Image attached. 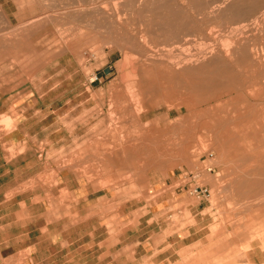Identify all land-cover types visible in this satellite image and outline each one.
I'll list each match as a JSON object with an SVG mask.
<instances>
[{
	"label": "rangeland",
	"instance_id": "374dc122",
	"mask_svg": "<svg viewBox=\"0 0 264 264\" xmlns=\"http://www.w3.org/2000/svg\"><path fill=\"white\" fill-rule=\"evenodd\" d=\"M227 1L47 0L46 13L15 26L0 14V155L2 140L21 141L28 134L31 141L37 136L45 164L41 174L0 193V201H32L35 194L49 198L45 191L69 169L98 178L102 188L128 194L140 204L147 201L148 207L134 214L129 207L108 209L114 214L123 210V220L153 218L166 228L163 237L180 232L181 222L198 229L188 239L195 240L189 250L156 251L143 259L139 255L136 263L264 264V0ZM239 45L263 58L261 68L236 66L228 54ZM177 64L188 67L187 73ZM212 65H221L219 72ZM34 112L35 118L17 134L18 113ZM12 146L4 144L10 157L23 149ZM195 184L207 186L210 196L190 194ZM16 209L18 204L0 214ZM114 214L117 222L121 216ZM148 229L160 228L152 224ZM3 252L10 254L3 264L32 263L30 251Z\"/></svg>",
	"mask_w": 264,
	"mask_h": 264
},
{
	"label": "crops",
	"instance_id": "0c3cea01",
	"mask_svg": "<svg viewBox=\"0 0 264 264\" xmlns=\"http://www.w3.org/2000/svg\"><path fill=\"white\" fill-rule=\"evenodd\" d=\"M48 6L47 0H0V14L9 25L15 26L40 17L47 12ZM73 101L68 100L67 104ZM11 102L13 105L14 100ZM18 114L22 116L17 134L22 133L27 121L35 118L36 112L34 116ZM34 137L31 141L32 137L25 134L21 141L10 138L1 141L0 193L5 195L42 173L45 164L36 148L37 136ZM31 142L32 147L29 146ZM4 144L15 148L22 146L23 149L10 157ZM57 177L56 184L45 191L49 192V198L35 194L32 201H0V213L9 211L16 204L19 206L11 213L0 214L1 263L10 255L3 251H30L31 264H35V259H39L37 264H142L136 263L139 255L143 259L154 256L156 251H160L157 255L165 251H187L195 243V240H188L198 230L193 224L185 226L181 222L180 232L163 237L166 228L152 221L153 218L142 222L129 216L123 220V210L117 214L108 210L113 206L129 207L133 208L129 213L134 214L139 207H148L147 201L145 204L141 201V205L137 198L114 193L110 187L102 188L98 178L90 179L73 170H62ZM180 190L182 195L183 189ZM113 214L115 218L120 215V220H113ZM152 224L160 229L149 230ZM261 263H264V257Z\"/></svg>",
	"mask_w": 264,
	"mask_h": 264
},
{
	"label": "bare ground",
	"instance_id": "6f19581e",
	"mask_svg": "<svg viewBox=\"0 0 264 264\" xmlns=\"http://www.w3.org/2000/svg\"><path fill=\"white\" fill-rule=\"evenodd\" d=\"M160 1H161V0H159V3H160ZM164 1H165V0H164ZM173 1H174V0H173ZM179 1H180V0H179ZM189 1H190V0H189ZM194 1H195V0H194ZM205 1H206V0H205ZM218 1H220V0H218ZM222 1H223V0H222ZM228 1H229V0H228ZM228 1H227V2H228ZM235 1H236V0H235ZM235 1H234V2H235ZM244 1H245V0H244ZM247 1H249V0H247ZM251 1H252V0H251ZM255 1H256V0H255ZM262 1H263V0H262ZM106 2H107V1H106ZM181 2H182V1H181ZM192 2H193V1H192ZM198 2H199V1H198ZM227 2H225V3H227ZM229 2H230V1H229ZM253 2H254V1H253ZM161 3H163V1H162ZM167 3H168V2H167ZM182 3H183V2H182ZM206 3H208V2H206ZM206 3H205V4H206ZM215 3H216V2H215ZM215 3H214V5H215ZM221 3H222V2H221ZM236 3H237V2H236ZM239 3H242V2H239ZM239 3H238V4H239ZM246 3H249V2H246ZM183 4H184V3H183ZM211 4H212V3H211ZM211 4H210V6H211ZM219 4H220V3H219ZM238 4H237V5H238ZM244 4H245V3H244ZM249 4H250V3H249ZM158 5H159V4H158ZM158 5H157V6H158ZM160 5H161V4H160ZM193 5H196V4L194 3ZM207 5H209V4H207ZM224 5H226V4H223V5L220 4V6H224ZM230 5H231V4H230ZM240 5H241V4H240ZM250 5H251V4H250ZM260 5H261V4H260ZM260 5H259V6H260ZM263 5H264V4L262 3L261 6H263ZM198 6H199V5H198ZM233 6H235V5L233 4ZM243 6H244V5H243ZM245 6H246V5H245ZM248 6H249V5H248ZM254 6H255V5H254ZM150 7H151V6H150ZM158 7H160V6H158ZM162 7H163V5H162ZM170 7H171V6L169 5V8H170ZM173 7H174V6H173ZM190 7H191V6H190ZM202 7H203V6H202ZM216 7H217V5H216ZM224 7H226V6H224ZM227 7H228V5H227ZM230 7H231V6H230ZM240 7H242V6H240ZM250 7H251V6H250ZM256 7H257V5L255 6V8H256ZM184 8H185V7H184ZM193 8H194V6H193ZM193 8H191V9H193ZM213 8H215V7H213ZM236 8H237V6H236ZM238 8H239V7H238ZM244 8H245V7H244ZM263 8H264V7H263ZM263 8H262V10H263ZM158 9H159V8H158ZM158 9H157V10H158ZM160 9H161V8H160ZM191 9H190V10H191ZM211 9H212V8H211ZM217 9H218V8H217ZM226 9H228V8H226ZM169 10H170V9H169ZM190 10H189V11H190ZM198 10H200V9H198ZM238 10H239V9H237L236 12H238ZM246 10H247V9H246ZM250 10H251V9H250ZM250 10H249V11H250ZM260 10H261V9H260ZM260 10H259V11H260ZM172 11H174V10H172ZM212 11H213V10H212ZM214 11H217V10L214 9ZM214 11H213V12H214ZM218 11H219V10H218ZM231 11H232V9H231ZM231 11H230V12H231ZM175 12H176V10H175ZM192 12H193V11H192ZM228 12H229V11H228ZM232 12H233V11H232ZM232 12H231V13H232ZM246 12H247V11H246ZM108 13H109V12H108ZM171 13H172V12H171ZM173 13H174V12H173ZM203 13H204V12H203ZM249 13H251V12H249ZM249 13H247V17L251 15V14L248 15ZM260 13H261V12H260ZM169 14H170V13H169ZM222 14H223V13H222ZM224 14H225V13H224ZM226 14H227V13H226ZM228 14H229V13H228ZM234 14H235V13H234ZM245 14H246V13H245ZM160 15H161V13H160ZM200 15L203 16V15H205V14H201V13H200ZM200 15H198V16H200ZM229 15H230V14H229ZM232 15H233V14H232ZM254 15H256V14H254ZM163 16H166V15H163ZM225 16H226V15H225ZM244 16H246V15H244ZM259 16H260V15H259ZM261 16H262V15H261ZM161 17H162V15H161ZM170 17H171V16H170ZM172 17H173V16H172ZM190 17H191V16H190ZM190 17H189V18H190ZM200 17H201V16H200ZM255 17H257V15H256ZM166 18H168V16H166ZM174 18H176V16H174ZM177 18H178V17H177ZM189 18H187V19L189 20ZM203 18L205 19V17H203ZM214 18L216 19V17H214ZM227 18H228V17H227ZM161 19H162V18H161ZM163 19H164V17H163ZM172 19H173V18H172ZM236 19H237V17H236ZM257 19L259 20V17H258ZM103 20H104V19H103ZM154 20H155V19H154ZM156 20H157V19H156ZM174 20H175V19H174ZM199 20H200V19H199ZM211 20H212V19H211ZM239 20H241V18H240ZM253 20H254V18H253ZM253 20H252V21H253ZM255 20H256V19H255ZM261 20H262V18L260 19V21H261ZM175 21H176V20H175ZM204 21H205V20H204ZM234 21H235V20H234ZM120 22H121V21H120ZM238 22H239V21H238ZM257 22H258V21H257ZM157 23H159V22H157ZM239 23H241V22H239ZM258 23H259V22H258ZM182 24H183V23H182ZM202 24H203V23H202ZM246 24H248V23H246ZM228 25H229V24H228ZM252 25H253V24H252ZM159 26H160V25H159ZM180 26H181V25H180ZM208 26H209V25H208ZM210 26H211V28H212V24H211ZM213 26H214V25H213ZM220 26H221V25H220ZM231 26H232V25H231ZM235 26H236V25H235ZM166 27H167V26H166ZM185 27H187V26H185ZM168 28H169V27H168ZM189 28H190V27H189ZM202 28H203V27H202ZM240 28H241V27H240ZM259 28H260V27H259ZM259 28H258V29H259ZM179 29H180V27H179ZM203 29H204V28H203ZM206 29H207V27H206ZM212 29H214V28H212ZM215 29H216V26H215ZM217 29H218V28H217ZM231 29H232V28H231ZM231 29H230V30H231ZM235 29H236V28H235ZM262 29H263V28H262ZM262 29L260 28V30H262ZM162 30H163V29H162ZM179 31H180V30H179ZM186 31H187V30H186ZM188 31H189V30H188ZM209 31L211 32V30H209ZM243 31H245V30H243ZM258 31H259V30H258ZM263 31H264V29H263ZM263 31H262V32H263ZM142 32H143V31H142ZM156 32H157V31H156ZM161 32H162V31H161ZM164 32H165V30H164ZM164 32H162V33H164ZM169 32L171 33L170 30L168 31V33H169ZM210 32H209V33H210ZM217 32H218V31H217ZM217 32H216V33H217ZM219 32H220V31H219ZM222 32H223V31H222ZM157 33H158V32H157ZM166 33H167V32H166ZM168 33H167V34H168ZM191 33H192V31H191ZM207 33H208V32H207ZM223 33H225V32H223ZM237 33H238V32H237ZM239 33H240V32H239ZM134 34H136V33H134ZM152 34H153V33H152ZM159 34H160V33H159ZM164 34H165V33H164ZM177 34H178V33H177ZM177 34H176V35H177ZM186 34H187V33H186ZM186 34H185V35H186ZM195 34H196V33H195ZM217 34H218V33H217ZM220 34H221V33H220ZM165 35H166V34H165ZM170 35H171V34H170ZM214 35H215V34H214ZM222 35H223V34H222ZM236 35H237V34H236ZM238 35H239V34H238ZM241 35H243V34H241ZM136 36H137V35H136ZM156 36H157V35H156ZM167 36H168V35H167ZM212 36H213V35H212ZM217 36H218V35H217ZM219 36H220V35H219ZM224 36H225V34H224ZM243 36H244V35H243ZM143 37H144V36H143ZM149 37H150V36H149ZM220 37H221V36H220ZM222 37H223V36H222ZM227 37H228V36H227ZM229 37H230V36H229ZM236 37H237V36H236ZM144 38H145V37H144ZM169 38H170V37H169ZM214 38H216V37L214 36ZM240 38H241V37H240ZM164 39H166V38H164ZM185 39H186V38H185ZM236 39H237V38H236ZM254 39H256V36H255ZM141 40H142V39H141ZM145 40H146V39H145ZM147 40H148V39H147ZM151 40H152V39H151ZM186 40H187V39H186ZM219 40H220V38H219ZM222 40H223V39H222ZM238 40H239V39H238ZM246 40H247V39H246ZM152 41H153V40H152ZM190 41H191V40H190ZM220 41H221V40H220ZM227 41H228V40H227ZM244 41H245V40H244ZM140 42H141V41H140ZM167 42H168V41H167ZM178 42H179V41H178ZM192 42H193V41H192ZM202 42H203V41H202ZM222 42H223V41H222ZM240 42H241V41H240ZM262 42H263V41H262ZM163 43H164V42H163ZM163 43H162V44H163ZM180 43H181V42H180ZM203 43H204V42H203ZM242 43H243V42H242ZM244 43H246V42H244ZM250 43H251V42H250ZM137 44H138V43H137ZM141 44H142V43H141ZM178 44H179V43H178ZM178 44H177V45H178ZM225 44H226V43H225ZM239 44H240V43H239ZM192 45H193V44H192ZM221 45H222V44H221ZM229 45L231 46L232 44H229ZM241 45H242V44H241ZM248 45H253V44H249V42H248ZM248 45H243L242 48H241V46L239 45V46H240L239 49H233L232 51H231V48L228 46L230 49H229V50L227 49L228 51H226V52L229 53V51H231V53H229L228 55H230V56L232 55V56L235 57V58H234V57H233V58H234V60H235V62H236V66H237L238 68H240V69H243V68H250L249 70L252 71V69L261 68V66L263 65V61H261V60L264 58V56H263V58L259 57L260 55H259L258 53H257V54L254 53L253 49H251ZM254 45H255V44H254ZM261 45H263V44H261ZM124 46H125V45H124ZM147 46H148V45H147ZM168 46H169V45H168ZM178 46H179V45H178ZM199 46H200V45H199ZM232 46H233V45H232ZM237 46H238V45H237ZM237 46H236V47H237ZM126 47H127V46H126ZM163 47H164V46H163ZM166 47H167V46H166ZM172 47H173V46H172ZM183 47H184V46L182 45L181 48H183ZM185 47H186V46H185ZM205 47H206V46H205ZM236 47H234V48H236ZM257 47H258V46H257ZM259 47H260V46H259ZM259 47H258V48H259ZM261 47L264 49L263 46H261ZM261 47H260V48H261ZM132 48H133V47H132ZM135 48H136V47H135ZM167 48H168V47H167ZM176 48H177V47H175V50H176ZM186 48H187V47H186ZM186 48H185V49H186ZM226 48H227V47H226ZM237 48H238V47H237ZM252 48H254V47H252ZM260 48H259V50H260ZM172 49H173V48H172ZM183 49H184V48H183ZM199 49H200V48H199ZM205 49H206V48H205ZM205 49H204V50H205ZM210 49H211V48H210ZM219 49H220V48H219ZM157 50H158V49H157ZM206 50H207V49H206ZM257 50H258V49H257ZM257 50H256V52H257ZM261 50H262V49H261ZM261 50H260V51H261ZM180 51H181V49H180ZM188 51H190V50H188ZM202 51H203V50H202ZM126 52H127V51H126ZM166 52H169V51H166ZM170 52H171V51H170ZM183 52H184V50H183ZM199 52H200V51H199ZM212 52H213V51H212ZM261 52H262V51H261ZM149 53H150V52H149ZM172 53H174V52H172ZM177 53H178V51H177ZM179 53L181 54L182 51L179 52ZM200 53H201V52H200ZM203 53H204V52H203ZM262 53H264V52H262ZM131 54H132V53H131ZM131 54H130V55H131ZM133 54H136V53H133ZM139 54H140V53L138 52L137 55H139ZM159 54H161V53L159 52ZM174 54H175V53H174ZM186 54H187V55L189 56V58H190L191 55L189 54V52H188V53L186 52ZM197 54H198V53H197ZM206 54H207V52H206ZM213 54H214V53H213ZM213 54L211 53V55H213ZM215 54H216V53H215ZM149 55H150V54H149ZM149 55H147V56H149ZM156 55H157V54H156ZM169 55L171 56L172 54H169ZM169 55H167L168 58H169ZM195 55H196V54H195ZM198 55H199V54H198ZM208 55H209V54H208ZM208 55H207V56H208ZM143 56H144V55H143ZM152 56H153V55H152ZM175 56H176V54H175ZM175 56H174V57H175ZM192 56H193V55H192ZM216 56H217V55H216ZM128 57H129V56H128ZM149 57H150V56H149ZM149 57H146V58H149ZM159 57H160V56H159ZM159 57H158V58H159ZM171 57H172V56H171ZM176 57H177V56H176ZM180 57H182V56L180 55ZM184 57H185V55L183 56V58H184ZM204 57H205V56H204ZM210 57L212 58V56H210ZM134 58H135V55H134ZM153 58H154V56H153ZM162 58H163V57H162ZM164 58H166V57H164ZM183 58H180L181 60H179V61L184 60ZM199 58H200V57H199ZM206 58H207V57H206ZM208 58H209V57H208ZM132 59H133V58H132ZM135 59H136V58H135ZM155 59H156V58H155ZM169 59H172V58H169ZM174 59H175V58H174ZM178 59H179V58H178ZM178 59H177V60H178ZM185 59H187V57H185ZM201 59H202V58H201ZM217 59H218V58H217ZM158 60H160V59H158ZM164 60H165V59H164ZM172 60H173V59H172ZM211 60H212V59H211ZM218 60H219V59H218ZM133 61H134V60H133ZM160 61H161V60H160ZM160 61H159V62H160ZM203 61H204V59H203ZM221 61L224 62L223 60H221ZM137 62H138V61H137ZM137 62H136V63H137ZM164 62H165V61H164ZM184 62H185V60H184ZM184 62H183V63H184ZM186 62H187V61H186ZM204 62H205V61H204ZM225 62H226V61H225ZM154 63H155V62H154ZM154 63H153V64H154ZM162 63H163V62H162ZM173 63H174V62H173ZM176 63H177V62H176ZM188 63H191V64H192V62H188ZM194 63H196V62H194ZM194 63H193V64H194ZM205 63H206V62H205ZM214 63H216L215 60H214ZM217 63H218V62H217ZM160 64H161V63H160ZM203 64H204V63H203ZM203 64H202V65H203ZM208 64H209V63H208ZM211 64H212V63H211ZM211 64H210V65H211ZM155 65H157V62L155 63ZM165 65H166V64H165ZM174 65L176 66V64H174ZM177 65H178L179 67L181 66V64H180V65L177 64ZM194 65H195V64H194ZM194 65H192V66H194ZM196 65H197V64H196ZM196 65H195V69H197V68H196ZM210 65H208V66H210ZM215 65H216V64H215ZM215 65H212V66L214 67ZM228 65H229V64H228ZM232 65H233V64H232ZM157 66H158V65H157ZM157 66H156V67H157ZM163 66H164V63H163ZM163 66L160 67V65H159V68H163ZM185 66H189V64H186V63H185ZM185 66L183 67V65H182L181 67H183L184 70H185V73H187V72H186V69H187L188 67L185 69ZM217 66H218V65H217ZM217 66H215V67H217ZM219 66H221V65H219ZM219 66L217 67V69H218L217 72H219V70L221 69V68H219ZM225 66H227V63H226ZM225 66L223 65L222 67H225ZM234 66H235V65H234ZM181 67H180V68H181ZM189 67H190V66H189ZM200 67H201V66H200ZM202 67H205V66H202ZM202 67L199 68V70L202 69ZM215 67H214V69H215ZM230 67H232V66H230ZM134 68H135V67H134ZM165 68H166V66H165ZM173 68H174V67H173ZM173 68H172V69H173ZM205 68H206V67H205ZM205 68H204V70H205ZM209 68H210V67H209ZM227 68H228V67H227ZM166 69H167V68H166ZM181 69H182V68H181ZM181 69H180L179 71H183V70H181ZM214 69H213V71H214ZM230 69H231V68H230ZM235 69H237V68L235 67ZM134 70H135V69H134ZM156 70H157V69H156ZM156 70H155V71H156ZM158 70H159V69H158ZM191 70H192V69H191ZM191 70H190V71H191ZM231 70H232V69H231ZM231 70H230V72H231ZM233 70H234V69H233ZM159 71H160V70H159ZM192 71H195V70H192ZM205 71H206V70H205ZM135 72H136V71H135ZM160 72H161V71H160ZM172 72H174V71L172 70ZM202 72H203V71H202ZM210 72H211V70H210ZM228 72H229V69H228ZM235 72H236V71H235ZM156 73H157V72H156ZM164 73H165V72H164ZM166 73H167V72H166ZM176 73H177V72H176ZM208 73H209V72H208ZM208 73H206V75H207L208 77L205 76L207 79H208L209 76H210ZM214 73H215V75H216V71H214ZM220 73H221V72H220ZM224 73H225V71H224ZM260 73H261V72H260ZM133 74H134V72H133ZM136 74H137V73H136ZM222 74H223V73H222ZM138 75H139V74H138ZM193 75H194V74H193ZM215 75H214V76H215ZM217 75H218V77H222V76H220L218 73H217ZM217 75H216V76H217ZM224 75H225V74H224ZM230 75H231V74H230ZM239 75H241V74H239ZM177 76H178V75H177ZM180 76H181V75H180ZM228 76H229V75H228ZM241 76H242V75H241ZM173 77H174V76H173ZM193 77H194V76H193ZM223 77H224V76H223ZM239 77H240V76H239ZM148 78H149V77H148ZM161 78H162V77H161ZM164 78H165V77H164ZM175 78H176V77H175ZM178 78H180V77H178ZM184 78H185V77H184ZM186 78H188V77H186ZM212 78H213V75H212ZM216 78H217V77H216ZM216 78H215V79H216ZM226 78H228L227 75H226ZM235 78L237 79V77H235ZM180 79H181V78H180ZM192 79H193V78H192ZM217 79L220 80V78H217ZM224 79H225V78H224ZM231 79H232V78H231ZM233 79H234V78H233ZM133 80H134V79H133ZM137 80H138V79H137ZM142 80H143V79H142ZM168 80H169V79H168ZM190 80H191V79H190ZM196 80H197V79H196ZM198 80H199V79H198ZM209 80H210V79H209ZM213 80H214V79H213ZM225 80H227V79H225ZM250 80H251V77H250ZM201 81H203V79H202ZM210 81H212V80H210ZM227 81H228V80H227ZM238 81H239V80H238ZM242 81H243V80H242ZM252 81H253V80H252ZM176 82H177V81H176ZM178 82H180V81L178 80ZM188 82H189V81H188ZM203 82H204V81H203ZM203 82H201V84H202ZM213 82H214V81H213ZM220 82H222V81H220ZM231 82H232V81H231ZM253 82H254V81H253ZM164 83H165V82H164ZM182 83H183V82H182ZM226 83H227V82H226ZM228 83H229V81H228ZM239 83L241 84V81H239ZM133 84H134V83L132 82L131 85H133ZM136 84H137V82H136ZM143 84H144V83H143ZM190 84H191V83H190ZM205 84H206V83H205ZM223 84H225V83H224V80H223L222 85H223ZM137 85H138V84H137ZM137 85H136V87H137ZM163 85H165V84H163ZM220 85H221V84H220ZM222 85H221V87H223ZM237 85H238V84H237ZM243 85H244V84H243ZM178 86H179V85H178ZM206 86H207V85H206ZM241 86H242V85H241ZM259 86H260V85H259ZM160 87H161V86H160ZM162 87H163V86H162ZM210 87H211V86H210ZM213 87H214V86H213ZM238 87H240V86H238ZM256 87H257V86H256ZM132 88H133V87H132ZM182 88H183V87H182ZM240 88H241V87H240ZM133 89H134V88H133ZM159 89H160V88H159ZM250 89H251V88H250ZM134 90H135V89H134ZM182 90H183V89H182ZM185 90H186V88H185ZM221 90H222V89H221ZM248 90H249V89H248ZM135 91H136V90H135ZM215 91H216V90H215ZM206 92H207V91H206ZM206 92H205V93H206ZM179 93H182V92H179ZM187 93H189V92H187ZM187 93H186V94H187ZM213 93H215V92H213ZM144 94H145V93H144ZM208 94H209V93H208ZM147 95H148V94H147ZM189 95H190V94H189ZM189 95H188V96H189ZM211 95H212V94H211ZM222 95H223V94H222ZM222 95H221V96H222ZM166 96H167V95H166ZM195 96H196V95H195ZM213 96H215V94H214ZM186 97H187V96H185V98H186ZM189 97H190V96H189ZM191 97L194 98V96H191ZM226 97H227V96H226ZM193 98H191V99H193ZM251 98H252V97H251ZM203 99H205V98H203ZM205 100H206V99H205ZM167 102H168V101H167ZM203 102H204V101H203ZM250 102H251V101H250ZM224 103H226V102H224ZM222 104H223V103H222ZM220 106H221V105H220ZM256 106H258V105H256ZM228 107H229V106H228ZM261 107H262V106H261ZM202 112H203V111H202ZM235 112H236V111H235ZM253 112H254V111H253ZM216 117H217V116H216ZM218 117H219V116H218ZM138 118H139V117H138ZM213 118H214V117H213ZM225 118H226V117H225ZM237 118H238V117H237ZM210 119H211V118H210ZM227 120H228V119H227ZM235 120H236V119H235ZM213 121H214V120H213ZM229 121H230V120H229ZM231 121H232V120H231ZM261 124H262V123H261ZM263 124H264V123H263ZM221 126H222V125H221ZM225 127H226V125H225ZM230 127H231V126H230ZM246 133H247V132H246ZM263 135H264V134H263ZM255 136H256V135H255ZM263 139H264V137H263ZM139 144H140V143H139ZM141 146H142V145H141ZM140 148H141V147H140ZM143 148H144V147H143ZM123 150H124V149H123ZM145 150H146V149H145ZM137 151H138V149H137ZM139 151H140V150H139ZM141 151H142V150H141ZM223 152H224V151H223ZM123 153H124V152H123ZM141 153H142V152H141ZM261 166H262V164H261Z\"/></svg>",
	"mask_w": 264,
	"mask_h": 264
},
{
	"label": "built area",
	"instance_id": "2783aa9c",
	"mask_svg": "<svg viewBox=\"0 0 264 264\" xmlns=\"http://www.w3.org/2000/svg\"><path fill=\"white\" fill-rule=\"evenodd\" d=\"M98 77H96L97 79ZM94 79V80H96ZM214 156V153H209L208 154V157L209 158H212ZM208 171H212L213 170V167L212 166H208L206 168ZM191 177H193L194 179L198 178V175L197 174H194V173H191ZM189 190H190V194H193V195H196V196H200V197H205V198H208L211 194V191L210 189L207 187V186H204V185H199V184H195L193 187H189Z\"/></svg>",
	"mask_w": 264,
	"mask_h": 264
},
{
	"label": "water",
	"instance_id": "95a60500",
	"mask_svg": "<svg viewBox=\"0 0 264 264\" xmlns=\"http://www.w3.org/2000/svg\"><path fill=\"white\" fill-rule=\"evenodd\" d=\"M108 70H109V69H106V71H105V72L107 73V72H108Z\"/></svg>",
	"mask_w": 264,
	"mask_h": 264
}]
</instances>
